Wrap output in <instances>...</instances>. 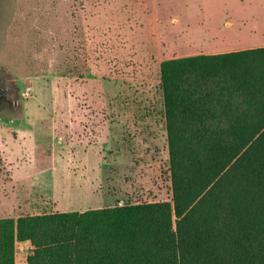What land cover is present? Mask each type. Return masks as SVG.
Listing matches in <instances>:
<instances>
[{
	"label": "rangeland",
	"instance_id": "rangeland-1",
	"mask_svg": "<svg viewBox=\"0 0 264 264\" xmlns=\"http://www.w3.org/2000/svg\"><path fill=\"white\" fill-rule=\"evenodd\" d=\"M26 2L0 0V219L173 205L169 127L181 151L216 120L189 111L181 128L187 101L167 119L160 63L210 43L225 7L261 0H39L35 30L20 20ZM90 5L109 9L101 39H86ZM183 83L191 97L211 86ZM32 253L15 241L14 264Z\"/></svg>",
	"mask_w": 264,
	"mask_h": 264
},
{
	"label": "trees",
	"instance_id": "trees-1",
	"mask_svg": "<svg viewBox=\"0 0 264 264\" xmlns=\"http://www.w3.org/2000/svg\"><path fill=\"white\" fill-rule=\"evenodd\" d=\"M186 80L211 86L183 96ZM160 85L167 119L190 105L181 128L189 111L216 120L181 151L169 127L173 205L0 219V264L15 241L33 246L26 264H264V47L162 61Z\"/></svg>",
	"mask_w": 264,
	"mask_h": 264
},
{
	"label": "crops",
	"instance_id": "crops-1",
	"mask_svg": "<svg viewBox=\"0 0 264 264\" xmlns=\"http://www.w3.org/2000/svg\"><path fill=\"white\" fill-rule=\"evenodd\" d=\"M38 2L39 0H34L33 5H31V2H26L28 5L25 3V7L22 9H25L27 12L25 14L23 12L22 15L20 14V20L25 23H31L33 30H35V24H39L43 16L41 8H38L40 5ZM57 2L60 4L62 0H57ZM72 2L77 3L79 6L82 5L81 0H72ZM85 5L88 6L87 2ZM96 6L90 5L91 9L89 11L91 16L83 17L82 26L85 28L86 39L94 35H96L97 39H101L104 29L107 30L110 15L109 9L105 10L102 7L100 10L99 8V13L95 15L94 9ZM225 8L229 11H234L228 14L231 20L226 21L220 26V30L215 28V33L210 43L206 41V44L204 43L199 48L193 50L194 54H181L180 57L217 55L264 47V0H261L258 5L247 2L246 4H232ZM95 28H101L102 33H95Z\"/></svg>",
	"mask_w": 264,
	"mask_h": 264
}]
</instances>
